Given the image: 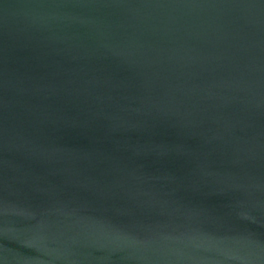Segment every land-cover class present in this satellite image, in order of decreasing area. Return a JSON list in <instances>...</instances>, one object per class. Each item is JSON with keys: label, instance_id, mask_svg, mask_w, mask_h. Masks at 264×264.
<instances>
[{"label": "water", "instance_id": "95a60500", "mask_svg": "<svg viewBox=\"0 0 264 264\" xmlns=\"http://www.w3.org/2000/svg\"><path fill=\"white\" fill-rule=\"evenodd\" d=\"M0 264H264V0H0Z\"/></svg>", "mask_w": 264, "mask_h": 264}]
</instances>
